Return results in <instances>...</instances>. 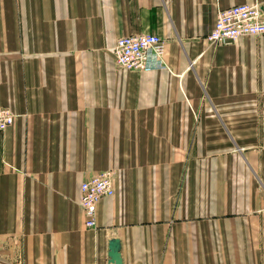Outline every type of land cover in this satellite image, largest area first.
<instances>
[{
    "label": "crops",
    "instance_id": "obj_1",
    "mask_svg": "<svg viewBox=\"0 0 264 264\" xmlns=\"http://www.w3.org/2000/svg\"><path fill=\"white\" fill-rule=\"evenodd\" d=\"M264 0H0V264H264V34L207 40ZM164 39L126 70L118 37ZM115 171L86 227L80 184Z\"/></svg>",
    "mask_w": 264,
    "mask_h": 264
},
{
    "label": "built area",
    "instance_id": "obj_2",
    "mask_svg": "<svg viewBox=\"0 0 264 264\" xmlns=\"http://www.w3.org/2000/svg\"><path fill=\"white\" fill-rule=\"evenodd\" d=\"M264 34V20L258 5L236 4L219 9L214 24L207 35L213 44L229 43L247 35ZM166 44L163 38L154 34L140 33L118 37L114 44L115 61L126 70H150L165 66ZM16 113L0 106V132L14 123ZM115 171L107 170L80 184L79 204L86 227L96 226L97 205L104 197L114 194Z\"/></svg>",
    "mask_w": 264,
    "mask_h": 264
},
{
    "label": "water",
    "instance_id": "obj_3",
    "mask_svg": "<svg viewBox=\"0 0 264 264\" xmlns=\"http://www.w3.org/2000/svg\"><path fill=\"white\" fill-rule=\"evenodd\" d=\"M120 240L117 238H112L109 241L108 246V257L109 261L114 264H122V258L120 254Z\"/></svg>",
    "mask_w": 264,
    "mask_h": 264
}]
</instances>
